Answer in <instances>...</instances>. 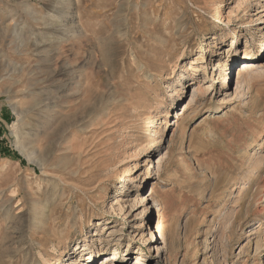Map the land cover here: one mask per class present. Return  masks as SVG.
I'll return each instance as SVG.
<instances>
[{
    "label": "rangeland",
    "instance_id": "1",
    "mask_svg": "<svg viewBox=\"0 0 264 264\" xmlns=\"http://www.w3.org/2000/svg\"><path fill=\"white\" fill-rule=\"evenodd\" d=\"M263 20L264 0H0V264H264Z\"/></svg>",
    "mask_w": 264,
    "mask_h": 264
},
{
    "label": "bare ground",
    "instance_id": "2",
    "mask_svg": "<svg viewBox=\"0 0 264 264\" xmlns=\"http://www.w3.org/2000/svg\"><path fill=\"white\" fill-rule=\"evenodd\" d=\"M262 22L264 24V20ZM263 30H264V27H263ZM263 33H264V31H263ZM250 42L253 43L254 39L252 38L250 40ZM247 49H245L243 57L239 59L240 60L239 65H237L236 69L233 72V78L232 79L234 81V78L236 77L234 84L237 86L238 89L241 86V83L243 82V78L245 75H247L249 72H251V73L256 72V70L253 69V68H255L254 65L251 63L253 60V58H252L253 56L251 54V51H248V52L246 51ZM249 54H251V55H249ZM237 61H238V59H237ZM237 61H236V63H237ZM194 64L196 65L197 63L192 61V65H194ZM217 68H219V69L222 68V64L220 63V61L217 62ZM233 81H232V83H233ZM230 83H231V79H230ZM222 85L225 89L230 88L228 77L226 75L222 78ZM177 120H179V119H177ZM173 126L178 127L179 124H177V122H175V123H173ZM71 149H73V148H71ZM141 198L142 199H141L140 203L146 202L145 206H147L149 203L150 196L146 197V194H145V195L141 196ZM156 212H157V215H156L157 221L154 220V225H152V228L150 229V235H149V240H148L149 241V243H148L149 249H151V242H153L154 240L156 242L159 239L163 240V228L161 225V209L159 208V206H157ZM43 250L44 249H41L39 251V259L32 258V257L28 256V254H26L22 257L20 262H11L10 264H34V263H36V264L37 263L53 264L52 259L54 258V255H52V254L48 255ZM83 251L84 252L89 251L87 254L83 255V256L88 257L89 259H96L101 255L100 252H96V251L91 250V249H86ZM104 259H105V261L102 264H109L112 261L116 260V254H113L112 257L111 256L104 257ZM141 261H142L141 258H139V259L137 258L136 264H141L142 263Z\"/></svg>",
    "mask_w": 264,
    "mask_h": 264
},
{
    "label": "trees",
    "instance_id": "3",
    "mask_svg": "<svg viewBox=\"0 0 264 264\" xmlns=\"http://www.w3.org/2000/svg\"><path fill=\"white\" fill-rule=\"evenodd\" d=\"M1 152L4 153V151H2V150H1ZM4 155H7V156H9V157L14 158L13 156H11L10 152H8V151H6Z\"/></svg>",
    "mask_w": 264,
    "mask_h": 264
}]
</instances>
